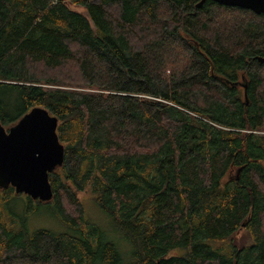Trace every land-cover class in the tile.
Here are the masks:
<instances>
[{
	"label": "trees",
	"instance_id": "obj_1",
	"mask_svg": "<svg viewBox=\"0 0 264 264\" xmlns=\"http://www.w3.org/2000/svg\"><path fill=\"white\" fill-rule=\"evenodd\" d=\"M200 1L0 0V124L65 147L50 200L0 185V264H264V13Z\"/></svg>",
	"mask_w": 264,
	"mask_h": 264
},
{
	"label": "water",
	"instance_id": "obj_2",
	"mask_svg": "<svg viewBox=\"0 0 264 264\" xmlns=\"http://www.w3.org/2000/svg\"><path fill=\"white\" fill-rule=\"evenodd\" d=\"M214 1L264 13V0ZM57 126V117L42 108H34L8 130L0 124V177L5 176L0 185L12 183L18 192L43 201L53 197L50 172L63 164L65 156Z\"/></svg>",
	"mask_w": 264,
	"mask_h": 264
},
{
	"label": "rangeland",
	"instance_id": "obj_3",
	"mask_svg": "<svg viewBox=\"0 0 264 264\" xmlns=\"http://www.w3.org/2000/svg\"><path fill=\"white\" fill-rule=\"evenodd\" d=\"M68 5L71 9L79 11V12L87 15V10L85 9V7H83L81 5L73 4L71 2H68ZM5 128L7 130L9 129V127H5ZM3 176L4 175H2V177H0V179L2 178L4 180L5 176L4 177ZM79 197L84 201L85 208L87 211V216L90 219L99 223L101 226H103L106 229L111 227L106 216L101 212V209L97 206L94 199L90 196L89 193L81 192L79 194ZM8 206L14 208L17 213L22 214L21 204L15 205V203L12 202V203H8ZM27 221H28L29 231H34V230H37L40 228H47V229H51L53 231H61L63 228L58 223V221L53 216V214L50 212V210L44 206L39 211L28 215ZM248 239H249L248 234H246L242 231V233L240 234V239L237 240V242L240 245H243V244H246L248 242Z\"/></svg>",
	"mask_w": 264,
	"mask_h": 264
},
{
	"label": "flooded vegetation",
	"instance_id": "obj_4",
	"mask_svg": "<svg viewBox=\"0 0 264 264\" xmlns=\"http://www.w3.org/2000/svg\"><path fill=\"white\" fill-rule=\"evenodd\" d=\"M11 185H13L12 183H10ZM16 188V187H15Z\"/></svg>",
	"mask_w": 264,
	"mask_h": 264
}]
</instances>
